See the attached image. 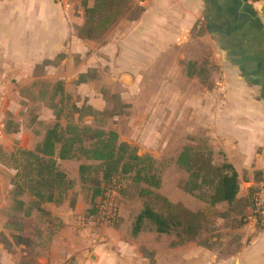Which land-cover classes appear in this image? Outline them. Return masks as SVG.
I'll list each match as a JSON object with an SVG mask.
<instances>
[{"label": "crops", "instance_id": "1", "mask_svg": "<svg viewBox=\"0 0 264 264\" xmlns=\"http://www.w3.org/2000/svg\"><path fill=\"white\" fill-rule=\"evenodd\" d=\"M93 4L89 0L87 7ZM134 9L139 12L131 17ZM84 23L81 0L0 1L3 153L12 150V140L33 151L54 125L45 86L58 85L54 95L72 98L77 109L85 102L93 111L107 108L100 86L107 91L113 87L120 102L129 106L132 126L135 118L159 117L161 110L170 124L172 102L176 107L187 103L194 88L196 103L206 108L198 112V128L213 136L238 181L247 176L237 199L247 196L245 189L258 186L252 179L264 175V0H128L126 13L99 40L79 39ZM205 46L219 71L211 72L209 90L202 81L198 87L193 84ZM158 66L168 77L160 94L144 105L138 99L140 85ZM89 71L95 73L89 76ZM7 118L20 122L17 130H7ZM154 127L150 131L158 144L167 126ZM113 131L121 137L116 126ZM26 135H33L34 142L25 141ZM141 144L138 152L150 153ZM73 160L58 161V168L65 172L61 164ZM40 209L25 216L0 205V233L10 241L13 236L20 239L17 248L10 242V251L0 247V264H264V225L252 219L251 206L243 211L249 222L239 230L238 249L226 256L192 241L172 247L165 236L159 242L129 238L126 229L121 233L122 226L93 236L78 221L82 209L67 200Z\"/></svg>", "mask_w": 264, "mask_h": 264}, {"label": "rangeland", "instance_id": "2", "mask_svg": "<svg viewBox=\"0 0 264 264\" xmlns=\"http://www.w3.org/2000/svg\"><path fill=\"white\" fill-rule=\"evenodd\" d=\"M138 12V9H134L131 13V17L137 15ZM201 55L203 62L199 65L197 70L193 71L197 73L198 76L196 82H193V84L196 83L198 87V81H202L205 84L204 88L209 90L211 86L208 84V81L212 75L211 72L217 71V66L211 61L208 47L205 46L202 49ZM160 68L161 66L152 68L151 71L144 75L143 82L140 85L141 94L138 98L139 102L144 105H146L148 101L151 102L153 98H156L157 95L160 94L162 87L161 82L163 78L168 77V75H165L164 70ZM190 70L191 69H189V71ZM218 72L219 71H217V73ZM93 73L95 72L89 71L88 75L91 76ZM175 80L179 83L177 78ZM56 87H44L45 104L49 107H53L54 115L58 117L55 123L58 122L61 126L70 123L76 124L81 128L88 126L104 131H113V128L116 126L121 135L119 142L127 143L139 151L140 147L138 141H141L142 148L150 151V153L145 154L138 152V155L144 158V162L140 165V169L143 168L144 170L138 173V176L137 170L134 169L127 175L121 176L120 181L115 178L112 180L114 185H118L115 189L109 191L107 204L117 210V215L114 219L111 217L109 206L105 207L108 210L107 212L102 210L96 217L93 216L92 219L87 220L86 216L88 212H94L95 207L105 201H102L100 196H95L93 198L95 191H100L106 186L105 181L102 180L104 168L99 163H88L81 158L75 159L70 163L61 164L62 170L65 171L63 173L66 175L67 180L71 182V186L70 188L64 189V193L60 195V198L63 196L61 200H67L70 206H76L82 209L78 221L82 226L88 227L87 229L91 231V235L94 236L95 233L97 234V232L105 228H108L107 230L110 231V228H119L122 226L123 231H121V233L123 234L126 229L129 238L136 239L137 236H139L140 238L138 239H144L146 237L145 240H143L144 242L153 239L159 242V238L165 236L166 241H172V247L179 244L181 242V238L178 236L179 230L161 235L155 232L154 227L148 221L144 222L139 234L136 236L132 234V228L134 227L136 218L145 207L151 208L156 213L166 215L165 211H162L161 204L156 202L153 198L149 196L140 197V191L142 189H148L149 191L165 197L171 203L177 204L181 202L183 206L185 208L188 207L187 209L191 212H200L203 214L201 221L202 229L192 242L199 246L217 251L219 255L222 256L229 255L238 249L237 242L240 239L239 230L243 225L249 222L247 215L243 212L245 209H241L242 211L240 214L242 215L240 216V214L237 213L240 208L235 205L230 207L228 204H222L217 205V208L209 206L210 196L213 194L214 187V183L210 180L202 184L198 191L192 194L189 193L187 191V189L191 188L189 173L180 168L176 163L184 147H190L205 156L207 154V149L211 151L214 150L212 153L215 163L222 162V160L225 159L219 149V144L214 145L215 141L212 140L213 136L209 131L198 128V112L200 113L206 108L205 105H202L203 108H201L199 103H196V90H193L194 88H191L192 93L189 91L190 100H188L187 103H181L176 107L178 103L172 102L170 124L163 117L161 110L159 117L135 118L137 123L135 126H132L133 124L130 122L131 115L127 112L129 106H125L120 102L119 96L115 94L113 87H109L110 90L107 91V88L104 89L103 86H100V93L103 95V100L106 102L107 107L103 111H93L90 107L86 106V103L82 100H79L78 103H83L80 104V109H77L72 98L69 99L63 95L59 98L58 95L53 94ZM178 89L179 86L177 85L175 92H179ZM103 90H105V92H103ZM114 116H118L117 119L120 120L119 123L118 120H113L115 118ZM7 121L8 131L17 130L20 124L18 120L7 118ZM165 123L167 126L166 134L162 132L160 138H158L159 142L157 144V140H155L157 135L150 131V128H155L154 126H156V128L163 127ZM45 129H43L44 132ZM137 131H140V133ZM24 138L27 142L29 139L32 143L34 142L33 135H26ZM129 138L130 142H127ZM12 141L13 146L11 151L3 153L0 150V205H4L5 210L9 209L16 213L15 209L17 206L15 204V199H18L24 203L21 212H25L32 209L34 201L26 194H23L21 197L15 194L13 182L17 174L16 167L22 160L17 150L23 148H19V141ZM90 143L91 142H87V145H90ZM229 153L231 154V150H229ZM126 155H128V152ZM81 165L88 166L83 174V180H81L79 175V166ZM137 168L139 169V167ZM117 174L119 173H116V175ZM259 180L260 177L255 176L252 182L255 181V183H258ZM157 182L159 183L158 188L153 186L154 183L157 184ZM243 182H248L247 176H242L240 181H238V195L244 190ZM109 186L110 185L106 186V188ZM245 190L247 192L246 195L250 196L252 199L254 190L252 188ZM78 195L80 197H78ZM196 203L200 204V209L197 208ZM19 214L21 213H16V215ZM94 215H96V213ZM5 235L4 232L0 233V247L2 250L10 251L12 245L14 247L16 246V248L19 246L20 239L18 236H13L10 241ZM183 238L184 236H182V239Z\"/></svg>", "mask_w": 264, "mask_h": 264}, {"label": "trees", "instance_id": "3", "mask_svg": "<svg viewBox=\"0 0 264 264\" xmlns=\"http://www.w3.org/2000/svg\"><path fill=\"white\" fill-rule=\"evenodd\" d=\"M88 1L81 0L85 12V23L83 28L79 30L78 37L82 40L101 39L108 29L128 10V0H92L94 2L92 8L87 7ZM56 120H58L57 116ZM87 142H91L90 145H87ZM17 152L22 160L16 167L17 174L13 182L15 194L18 197L26 194L34 201L32 209L21 212L24 203L15 199L16 212L25 216H29L34 209L41 211L42 204L60 201L63 197L60 198V195L64 193V189L70 188L71 182L58 168V161L81 158L85 161L99 163L104 168L102 180L105 181L106 186L110 185L108 188L105 186L102 190L95 191L93 195V198L100 196L102 201L105 200L101 204L108 202L109 191L117 187L118 184L112 183L114 178L120 181L121 176L127 175L134 169L137 170V176L144 170L143 168L140 169L144 158L138 155V150L135 147L119 142L116 132L94 129L88 126L81 128L70 123L65 126H61L58 122L55 123L46 131L43 140L33 151L18 149ZM127 152L128 155H126ZM206 152L205 156L190 147H184L177 158V165L189 173L191 188L187 191L192 194L198 191L202 184L210 180L214 183V187L209 206L214 208L221 203H226L230 207L235 205L240 208L237 211L238 214L243 209L250 206L252 208L257 187L253 189L252 199L250 196L237 199L239 184L234 167L226 159L215 163L212 151L207 149ZM87 168L88 166L85 165L79 166L81 180H83V174ZM116 173L119 174L116 175ZM263 177L264 175L261 179ZM153 186L158 188L159 183H154ZM146 196L160 203L162 211H165L166 215L156 213L151 208L145 207L136 218L132 228L134 236L141 232L145 221L150 222L155 232L161 235L179 230L178 236L181 238L179 244L190 242L198 236L202 229V213H193L181 203H171L157 193L142 189L140 197ZM98 207L99 205L95 207L94 212H88L87 220L95 213L97 215ZM182 236H184L183 239Z\"/></svg>", "mask_w": 264, "mask_h": 264}, {"label": "built area", "instance_id": "4", "mask_svg": "<svg viewBox=\"0 0 264 264\" xmlns=\"http://www.w3.org/2000/svg\"><path fill=\"white\" fill-rule=\"evenodd\" d=\"M108 206L111 213V217H113L114 219L116 217V209L107 203L99 205L97 215L102 210L107 212L108 210L105 207ZM97 215H92L88 219H92L93 216L96 217ZM251 217L256 223H259L260 225L261 224L264 225V177L258 183L256 192L254 194Z\"/></svg>", "mask_w": 264, "mask_h": 264}]
</instances>
